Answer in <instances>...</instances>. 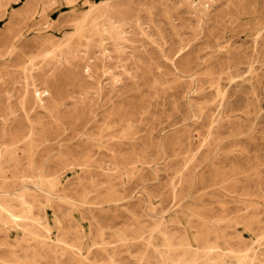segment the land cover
Segmentation results:
<instances>
[{"label":"rangeland","instance_id":"374dc122","mask_svg":"<svg viewBox=\"0 0 264 264\" xmlns=\"http://www.w3.org/2000/svg\"><path fill=\"white\" fill-rule=\"evenodd\" d=\"M0 264H264V0H0Z\"/></svg>","mask_w":264,"mask_h":264},{"label":"bare ground","instance_id":"6f19581e","mask_svg":"<svg viewBox=\"0 0 264 264\" xmlns=\"http://www.w3.org/2000/svg\"><path fill=\"white\" fill-rule=\"evenodd\" d=\"M3 143V142H2ZM12 149V148H11ZM9 151V150H8ZM13 152V151H12ZM12 152H10V153H12ZM5 154V153H4ZM2 161V160H1Z\"/></svg>","mask_w":264,"mask_h":264}]
</instances>
